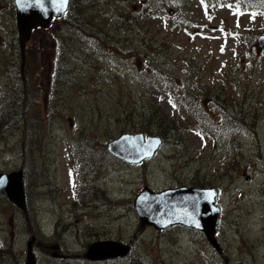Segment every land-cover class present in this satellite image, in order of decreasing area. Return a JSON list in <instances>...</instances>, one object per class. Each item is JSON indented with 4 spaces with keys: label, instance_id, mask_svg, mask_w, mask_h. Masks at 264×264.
<instances>
[{
    "label": "rangeland",
    "instance_id": "obj_1",
    "mask_svg": "<svg viewBox=\"0 0 264 264\" xmlns=\"http://www.w3.org/2000/svg\"><path fill=\"white\" fill-rule=\"evenodd\" d=\"M78 3V27L35 32L22 71L15 3L0 0V174L22 169L28 196L25 214L0 193V264H26L32 238L37 264H264V0ZM142 107L161 111L167 142L127 163L108 144L158 136ZM192 184L223 193L221 253L134 208L146 187ZM105 241L130 251L89 260Z\"/></svg>",
    "mask_w": 264,
    "mask_h": 264
},
{
    "label": "water",
    "instance_id": "obj_2",
    "mask_svg": "<svg viewBox=\"0 0 264 264\" xmlns=\"http://www.w3.org/2000/svg\"><path fill=\"white\" fill-rule=\"evenodd\" d=\"M14 3L23 71L26 47L33 31L48 29L55 19H62L70 0L66 4L63 0H14ZM257 49L259 52L264 49V36L258 39ZM161 146L162 139L158 136L146 138L144 134H126L110 142L108 151L114 157L134 164L154 157ZM0 193L18 209L25 211L23 170L0 174ZM218 196L217 189L181 187L154 192L146 187L136 197L134 208L142 226L152 225L158 230L183 226L203 232L211 246L221 253L222 248L215 238L220 218V208L216 205ZM35 243V238L28 243L26 264H37L33 252ZM129 251L130 246L115 241L97 242L89 247L86 257L91 261H104L126 256Z\"/></svg>",
    "mask_w": 264,
    "mask_h": 264
},
{
    "label": "trees",
    "instance_id": "obj_3",
    "mask_svg": "<svg viewBox=\"0 0 264 264\" xmlns=\"http://www.w3.org/2000/svg\"><path fill=\"white\" fill-rule=\"evenodd\" d=\"M78 1L79 0H70L68 11H67L65 17L63 18V20L61 21V22H64V23L65 22H69L68 29L71 28V26L78 27V24H76V19H75V21H73L74 24L73 23L70 24V21L73 18H75V16H76V13H77V10H78V6H79ZM60 20H55V22H57V21L60 22ZM53 26H54V23L52 24L51 29H52ZM35 32H38V30H36ZM35 32H34V35L36 34ZM53 36L54 37H57V33H55ZM14 39H15V41H14V47L16 49H18V45H19V43H18V37L14 38ZM31 39L33 40V38H31ZM68 42H69V40H68ZM150 44L152 45L153 43H150ZM160 44H162V43L159 42L158 47L160 46ZM53 45L55 46V49L56 48H61L62 51H63L64 40H62V39L59 40L58 39V40L55 41V39H53ZM151 49L153 51H155V52L158 50L157 47L156 48L152 47ZM145 50H147V49L145 48ZM55 53L57 54V51H55ZM58 53H59V51H58ZM61 56H62V53H59V54H57L55 56V59H56V61H55L56 68L54 70V73H56V74H59V73H62L63 72L62 71V68H61L62 67V64L59 62ZM59 63H60V66L58 68L57 65ZM20 72L21 71L18 68H16V73L20 74ZM140 109H141L140 110L141 115H140V118L139 119L141 121V126L143 128H145L147 125L151 124L152 127L156 130V134L162 139L163 142H165L167 140L166 139V136H165L166 135L165 134V131L167 130V127H164L163 117H162V114L160 113L161 111L159 109H154L153 107H149V108L142 107ZM131 115H133V112L128 113V111H126V112H119L117 114L118 117L124 116V118L132 117ZM33 116H39V113H33ZM14 120H15V118H14ZM143 133L150 134L148 130L147 131H143ZM77 152H82V150L79 149V150H77Z\"/></svg>",
    "mask_w": 264,
    "mask_h": 264
},
{
    "label": "flooded vegetation",
    "instance_id": "obj_4",
    "mask_svg": "<svg viewBox=\"0 0 264 264\" xmlns=\"http://www.w3.org/2000/svg\"><path fill=\"white\" fill-rule=\"evenodd\" d=\"M196 184H192V186H190L189 188H195V189H205V188H203V187H198V186H195ZM218 190V192H219V198H218V200H217V202H216V205L220 208V210H221V216H220V220H219V228H220V225H221V221H222V204H221V202H223V193H222V191L220 190V189H217ZM27 207H28V196H27V194H26V210H25V214H28L27 212ZM188 230H190L193 234H201V235H203L204 233H202V232H200V231H197V230H194V229H191V228H189ZM205 235V234H204ZM220 236V231H219V229H218V232H217V234L215 235V238L216 239H218V237ZM219 240V239H218Z\"/></svg>",
    "mask_w": 264,
    "mask_h": 264
},
{
    "label": "snow or ice",
    "instance_id": "obj_5",
    "mask_svg": "<svg viewBox=\"0 0 264 264\" xmlns=\"http://www.w3.org/2000/svg\"><path fill=\"white\" fill-rule=\"evenodd\" d=\"M63 2L66 4L68 2V0H63ZM201 3L203 4L204 0H201ZM234 14H236V13H234ZM252 15H253V17L255 16L254 13ZM237 26H239V25H237ZM221 31H223V29H221ZM221 50L223 51V48Z\"/></svg>",
    "mask_w": 264,
    "mask_h": 264
},
{
    "label": "bare ground",
    "instance_id": "obj_6",
    "mask_svg": "<svg viewBox=\"0 0 264 264\" xmlns=\"http://www.w3.org/2000/svg\"><path fill=\"white\" fill-rule=\"evenodd\" d=\"M241 116H242V115H241ZM246 118H247V117H246ZM245 120H246V119H245ZM250 121H252V120H250ZM250 121H249V122H250ZM247 123H248V122H247ZM251 123H252V122H251ZM167 136H168V135H167ZM168 139H169V138H168ZM165 142H167V141H165ZM6 198H7V197H6ZM7 199H8V198H7Z\"/></svg>",
    "mask_w": 264,
    "mask_h": 264
}]
</instances>
